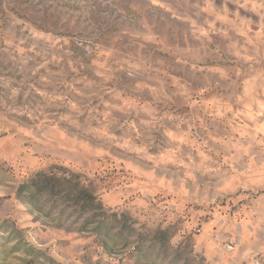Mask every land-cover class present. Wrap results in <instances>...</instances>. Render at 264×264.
Returning a JSON list of instances; mask_svg holds the SVG:
<instances>
[{
    "label": "rangeland",
    "instance_id": "rangeland-1",
    "mask_svg": "<svg viewBox=\"0 0 264 264\" xmlns=\"http://www.w3.org/2000/svg\"><path fill=\"white\" fill-rule=\"evenodd\" d=\"M0 264H264V0H0Z\"/></svg>",
    "mask_w": 264,
    "mask_h": 264
}]
</instances>
